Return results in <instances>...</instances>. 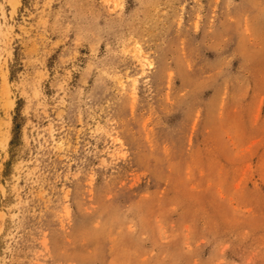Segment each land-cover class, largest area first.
<instances>
[{
	"label": "rangeland",
	"instance_id": "1",
	"mask_svg": "<svg viewBox=\"0 0 264 264\" xmlns=\"http://www.w3.org/2000/svg\"><path fill=\"white\" fill-rule=\"evenodd\" d=\"M0 264H264V0H0Z\"/></svg>",
	"mask_w": 264,
	"mask_h": 264
}]
</instances>
